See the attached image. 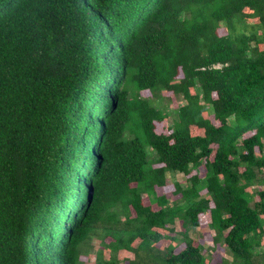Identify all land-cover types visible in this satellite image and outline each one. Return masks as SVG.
Listing matches in <instances>:
<instances>
[{"label": "trees", "instance_id": "1", "mask_svg": "<svg viewBox=\"0 0 264 264\" xmlns=\"http://www.w3.org/2000/svg\"><path fill=\"white\" fill-rule=\"evenodd\" d=\"M263 148L264 0H0V264H264Z\"/></svg>", "mask_w": 264, "mask_h": 264}, {"label": "rangeland", "instance_id": "2", "mask_svg": "<svg viewBox=\"0 0 264 264\" xmlns=\"http://www.w3.org/2000/svg\"><path fill=\"white\" fill-rule=\"evenodd\" d=\"M219 32L222 33L223 31L219 30ZM140 95H141V97L146 96L145 93H142ZM165 99H167V98H165ZM180 103H181V101L179 99L178 100L172 99L171 101L168 100V102L164 100L162 102V104H163L162 108H164V111L168 113V117L164 121L165 126L169 125L172 121L176 120L175 119L176 117H175L173 110ZM145 150H146V153L148 154V159H150L151 158L150 149L146 148ZM262 154L264 156V148H263ZM198 176L202 177V171L200 169H198ZM172 183L185 184V178L180 173H168L166 175V187L163 191L164 193L170 192L172 190ZM260 189L264 190V186H262ZM168 199L171 200V197L169 195H168ZM143 201L145 204L146 200L144 198H143ZM260 220H261V223L263 224V231H264V217H261ZM208 223H209L208 216L206 213H203L199 218V226L190 230V236L193 238L194 244H196V243L201 244V246L203 248V255L206 258L204 264H215L219 260L220 257H223V258H227V257L223 254L222 246L213 247V244L211 243V240H210L211 236H213V232L208 228V226H207ZM172 230H173V233H172L173 236L175 234L176 237H179L177 235V233L180 230V222L178 220L174 221L173 226H172ZM263 242H264V238H263ZM163 244L165 245L166 242H164ZM93 248H94V250L97 248V243L95 241L93 242ZM262 250L264 251V247L262 248ZM93 256H94L93 252H91L87 256L88 257L87 264H95ZM103 257H104V259H107V257H108L107 251H105L103 253ZM208 257H209V260H207ZM115 258H116L118 264H122V260H125V259L131 260L133 258V256L130 253L120 251L116 254Z\"/></svg>", "mask_w": 264, "mask_h": 264}]
</instances>
